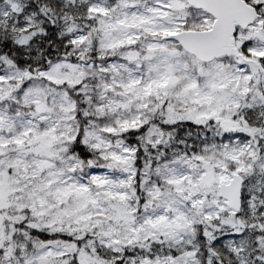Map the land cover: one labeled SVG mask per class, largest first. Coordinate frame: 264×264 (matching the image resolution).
I'll return each instance as SVG.
<instances>
[{
    "label": "snow or ice",
    "instance_id": "6c2138e0",
    "mask_svg": "<svg viewBox=\"0 0 264 264\" xmlns=\"http://www.w3.org/2000/svg\"><path fill=\"white\" fill-rule=\"evenodd\" d=\"M0 264H264V0H0Z\"/></svg>",
    "mask_w": 264,
    "mask_h": 264
}]
</instances>
